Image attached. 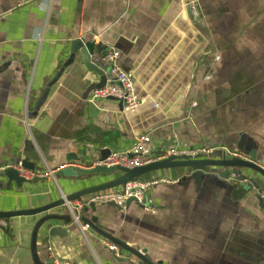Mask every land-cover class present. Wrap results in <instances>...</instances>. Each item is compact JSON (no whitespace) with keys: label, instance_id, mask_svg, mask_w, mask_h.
<instances>
[{"label":"crops","instance_id":"0c3cea01","mask_svg":"<svg viewBox=\"0 0 264 264\" xmlns=\"http://www.w3.org/2000/svg\"><path fill=\"white\" fill-rule=\"evenodd\" d=\"M195 1L200 16L190 19L187 5ZM243 5L255 13L248 16L245 10L239 14L245 19L226 20L227 10ZM262 30L264 0H0V168L25 160L46 177L21 192L0 189V211L39 207L84 188L82 182L69 190V181L54 177L68 166L85 169L67 162L74 151L80 156L125 151L141 135L149 136L152 151L173 144L227 150L246 133L264 155ZM251 32L258 42L247 41ZM237 33L247 48L243 53L237 43L227 44ZM80 38L120 52V66L132 76L140 106L127 112L116 101H83L98 78L77 57L30 119L68 58L70 42ZM203 174L198 179L182 169L147 174L139 183L146 185L143 200L149 206L124 204L120 211L99 206V225L146 251L152 262L260 263L264 216L257 194ZM36 220L0 223V264H33L29 242ZM36 245L40 258L55 264L58 259L140 264L125 252L115 259L105 240L84 226L65 238L41 230Z\"/></svg>","mask_w":264,"mask_h":264},{"label":"water","instance_id":"95a60500","mask_svg":"<svg viewBox=\"0 0 264 264\" xmlns=\"http://www.w3.org/2000/svg\"><path fill=\"white\" fill-rule=\"evenodd\" d=\"M187 10L190 19H196L200 16L199 7L196 1L189 3L187 5ZM113 52L118 53V58L115 61V64L122 70L119 63L121 54L117 49L111 48L106 51L101 44L96 43L95 39H92L91 41L87 40L86 38L72 40L69 46L68 58L63 63L61 69L58 71L55 77L47 83L42 96L34 108V111L30 114V119L37 115L49 97L51 89L57 84L66 69L75 63L77 57L81 58V62L86 67L87 72L94 74L98 78L96 82L90 83L87 89L84 91L81 97L83 101L89 100L90 102H95L112 100L118 102L120 109H123L127 112H134L140 106L141 101L137 96L136 87L132 76L125 73L123 70L122 72L130 77L134 86L135 96L138 101V106L135 109L127 110L126 102L122 99H116L114 97L96 100L91 99L92 93L96 90H100L104 87L112 85H117L119 87L121 86L118 82L107 83L105 73L91 61V58L94 54L106 57ZM110 69L111 67L106 70V73L109 72ZM140 137H146V144L148 143V135H141L137 139ZM146 144V148L150 154L153 155L162 154L171 148H176L178 150L213 148L206 145L180 148L173 144V146L168 145L163 149L152 151L147 147ZM125 151L111 152L110 149H102L96 156H91L88 152H85L84 155L80 156L78 155L77 151H74L72 155L68 157L67 162H70L69 164L73 165H84L85 169L68 166L57 171L54 177L60 181H69V185H67L69 190L72 189V186L75 184L82 182L87 183L84 188L71 191L70 193H62L58 199L39 207L21 211H0V221L27 217L37 218L31 230L29 242L30 256L33 264H55V260L53 258L42 260L38 254L36 244L38 234L41 230L50 237L65 238L68 234V231H74L80 226L88 228L96 235L104 239L108 246L114 247L117 251H112L109 247L107 249L117 260H119L118 256L120 257V252H125L139 261L140 264H162L161 261L152 262L146 256V251L136 250L130 247L123 240L115 237L110 231L99 225L98 216L96 215L98 214L99 206L115 208L118 211L122 210V206L114 202L91 201L96 195H100L105 192H122L127 185L138 183L143 176L157 171L182 169L186 175H191L194 179H198L200 176L204 175L203 173H206L209 175H215L222 180H230L232 188L237 186L241 188L246 194H257L255 195V198L258 202V207L264 216V155L259 150L257 143L253 140V138L246 133H240L238 140L233 147L227 150L214 148L212 152L204 156H172L167 159L133 169H128L121 166L108 167L102 165V163L112 153ZM15 166L29 172L43 175V173L35 170V167L32 163H29L25 160L18 162V164L16 163ZM16 167H7L0 171V189H3L4 191L17 189L21 192L22 187L25 184H36L38 182L44 181L46 178L44 176L38 177L32 181L25 180L19 176ZM102 178L110 179L107 181H101ZM141 192L144 193V190H141ZM79 200L85 202L86 205L79 213H76L71 204ZM131 203H136L140 209H146L149 206L146 199L140 202L133 196L128 198L125 202L126 205H130ZM74 214H77L78 216L77 221H74ZM59 223L63 225V228L57 226ZM257 263L264 264V260L262 259L260 263ZM57 264L67 263L62 259H58Z\"/></svg>","mask_w":264,"mask_h":264},{"label":"built area","instance_id":"2783aa9c","mask_svg":"<svg viewBox=\"0 0 264 264\" xmlns=\"http://www.w3.org/2000/svg\"><path fill=\"white\" fill-rule=\"evenodd\" d=\"M118 58V53L113 52L107 55L106 57H102L100 55L94 54L91 58V61L94 65H96L99 69H101L105 75L107 83L118 82L120 83V87L117 85L107 86L100 90H96L92 93L91 99H106L108 97H114L116 99H122L126 102V109L133 110L138 106V101L135 96L134 86L129 76L124 74L122 70L115 64V61ZM111 67L110 71L106 73V70ZM147 142L146 137H140L137 139L136 143L133 147L125 152H116L112 153L103 163L105 166H121L128 169H133L137 167H143L150 163L161 161L167 159L172 156H204L209 154L214 150V148H197V149H189V150H178L176 148H171L166 150L162 154H150L145 144ZM3 168H0V171ZM19 176L25 180L32 181L38 177H44L43 174H37L34 172L26 171L20 167H16ZM145 184L143 183H135L129 184L122 192H114L109 191L102 193L100 195H96L92 198L91 201L97 202H114L120 206H123L128 198L131 196L135 197L138 201L143 200V193L141 190H144ZM86 205L85 202L79 200L75 201L71 204L74 211L79 213L81 209ZM74 221L78 220L77 214L73 216ZM1 225H4V221H0ZM110 250L116 251V249L112 246H108Z\"/></svg>","mask_w":264,"mask_h":264},{"label":"rangeland","instance_id":"374dc122","mask_svg":"<svg viewBox=\"0 0 264 264\" xmlns=\"http://www.w3.org/2000/svg\"><path fill=\"white\" fill-rule=\"evenodd\" d=\"M251 6H247L246 9H245V6L243 5V8L239 7H234V8H231V10H227V12L225 13L226 14V20H228V18L232 21V22H236L237 20H240V19H245L244 16H240L239 14L245 10L249 11L250 13H247L248 16L252 15L255 13L254 10H252L251 8H249ZM239 15V16H238ZM230 22V21H229ZM256 28V26H255ZM224 35L222 36H227L228 33L226 32H223ZM233 33H231L230 35H232ZM259 34V33H258ZM244 35V34H242ZM261 39H262V43H264V30L261 31V33L259 34ZM221 35H216V39H219V38H222ZM257 37V39L255 38ZM259 36H256V34L254 32H251L249 33V38H246L247 41L249 42H252V43H256L254 40H257V42L259 41ZM231 42V43H230ZM230 44H233V43H237V45H240L241 48H242V53L247 51V48L245 46V42L244 40L241 39L240 35L237 33V34H234L232 37H231V40L228 41V45ZM230 46V45H229ZM217 51V50H216ZM229 53V52H228ZM216 56H217V53H216ZM215 59H219V57H215ZM255 72V71H254ZM255 75H260V72H255Z\"/></svg>","mask_w":264,"mask_h":264}]
</instances>
